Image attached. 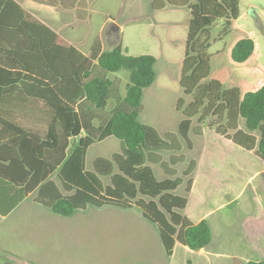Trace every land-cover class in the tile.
Wrapping results in <instances>:
<instances>
[{
	"label": "trees",
	"instance_id": "obj_1",
	"mask_svg": "<svg viewBox=\"0 0 264 264\" xmlns=\"http://www.w3.org/2000/svg\"><path fill=\"white\" fill-rule=\"evenodd\" d=\"M165 1L190 13L184 21L182 66V75L189 76L181 86L190 93L209 77L201 91L212 99L203 112L223 121L204 151L200 170L187 181L184 195L176 193L180 178L159 180L153 171V166H159L169 173L162 155L178 152L179 140L173 134L160 137L139 121L143 91L156 79L154 56L130 55L121 41L104 51L99 37L84 56L15 0H0V88L9 98L22 97L25 115H34L31 121L7 123L10 131L31 144L39 162L35 168L26 163L16 204L38 189L37 201L61 217L90 207L135 209L155 227L165 255L171 258L177 247L205 249L212 241L206 216L234 200L245 184L250 171L243 165L242 176V168L231 163L228 152L233 146L243 152V160H257L264 169V68L253 63L254 40L236 25L245 0ZM152 7L160 10L164 3L154 0ZM77 14L84 18L83 12ZM218 21H223L222 34L230 39L216 54L220 66L208 74L199 39ZM119 71L128 73L120 102L113 94L118 79L105 74ZM202 105V97L196 96L193 109ZM187 125L182 122L178 127L181 139L186 137ZM195 131L203 135L202 130ZM111 137L120 141L119 153L111 155L109 166L95 164L88 171V149ZM223 144L228 149L221 150ZM52 174L60 186L48 180ZM243 229L250 240L263 238L264 217L244 219ZM4 264L28 263L5 257ZM246 264H264V260Z\"/></svg>",
	"mask_w": 264,
	"mask_h": 264
},
{
	"label": "rangeland",
	"instance_id": "obj_2",
	"mask_svg": "<svg viewBox=\"0 0 264 264\" xmlns=\"http://www.w3.org/2000/svg\"><path fill=\"white\" fill-rule=\"evenodd\" d=\"M153 2L82 0L85 7L83 19L76 17L74 12L51 11L48 8H38L33 12L84 56L89 55L92 42L99 37L104 51L111 50L121 41L130 55L149 54L155 57L156 79L143 91L139 121L153 128L160 137L173 134L179 140L178 152L162 155L169 173L165 174L159 166H153V171L159 180L180 178L182 185L176 193L184 195L187 181L200 170L204 151L214 140L215 128L222 126L223 121L216 115L203 112L207 102L212 99L205 97L204 91H201L209 77L190 93H186L180 83H185L189 76V73L182 75L186 57L184 21L190 18L189 10L170 6L165 0H162L164 7L158 10L152 7ZM241 5H244V9L236 25L254 40L256 55L253 63L264 68V0H245ZM112 26L117 27L116 32H112ZM222 26L223 21L216 22L199 39L203 47L199 48V54L207 65L208 74L220 66L216 54L230 39L229 35L223 36ZM105 74L108 79H118L113 94L120 102L128 73L119 71ZM196 96L202 97L203 105L193 109ZM182 122H188L185 139L178 135ZM239 124L243 130V121ZM195 130H202L203 135ZM254 135L257 136V133ZM224 147L228 149L225 144L220 147L221 150ZM237 150L233 146L228 152L231 163L237 169L242 168V176L243 165L250 172H246L245 184L240 186L234 200H227L226 204L208 214L212 241L205 249L196 252L177 247L174 255L168 258L155 227L143 219L137 210L127 212L110 207L101 210L87 208L75 212L68 219L57 215L54 217L55 240L59 248L55 255L56 264H74L76 260L79 264H246L264 260V237L250 240L243 229L244 219L264 217V169L260 170L257 160H243V152ZM119 151L120 141L113 137L97 143L87 151V170L93 171L95 164L109 166L111 155ZM103 181L104 184L108 183V179ZM193 205L191 200L190 207ZM19 220L30 222L34 219L28 216Z\"/></svg>",
	"mask_w": 264,
	"mask_h": 264
},
{
	"label": "crops",
	"instance_id": "obj_3",
	"mask_svg": "<svg viewBox=\"0 0 264 264\" xmlns=\"http://www.w3.org/2000/svg\"><path fill=\"white\" fill-rule=\"evenodd\" d=\"M15 1L34 15L36 13L33 10L38 8L74 12L76 17H78V11L81 13L85 11L82 0ZM38 16L40 17V15ZM116 28L112 26V32H116ZM21 102L22 97L9 98L0 88V264L5 263V257L28 264H56L55 255L59 249L55 240L56 218L54 217L56 214L37 201L38 189L29 193L27 197L16 204L19 191L23 187L21 182L25 178L26 168H28L26 163L31 167L39 163L33 156L31 144L23 142L21 137L7 127L9 121L22 122L25 119L30 121L33 119L34 115L32 114L25 115ZM19 148L20 153L17 152ZM18 154L20 155L18 156ZM48 180L54 185L60 186L55 174L50 175ZM89 209L101 210L103 208L90 207ZM126 211L131 212V209ZM133 215L138 216L139 214L133 213ZM28 216L34 220L30 222L19 220L21 217ZM208 216H206V220ZM64 218L68 219L69 217ZM16 244L18 246H15ZM74 264H79V262L76 260Z\"/></svg>",
	"mask_w": 264,
	"mask_h": 264
}]
</instances>
